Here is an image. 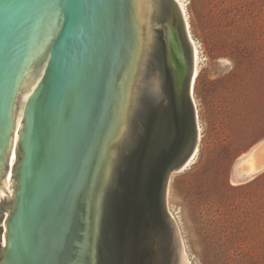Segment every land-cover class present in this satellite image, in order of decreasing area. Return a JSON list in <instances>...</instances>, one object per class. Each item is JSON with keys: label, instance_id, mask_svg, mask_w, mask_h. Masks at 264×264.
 I'll list each match as a JSON object with an SVG mask.
<instances>
[{"label": "water", "instance_id": "95a60500", "mask_svg": "<svg viewBox=\"0 0 264 264\" xmlns=\"http://www.w3.org/2000/svg\"><path fill=\"white\" fill-rule=\"evenodd\" d=\"M193 73L176 0H0V264H189L166 192Z\"/></svg>", "mask_w": 264, "mask_h": 264}, {"label": "rangeland", "instance_id": "374dc122", "mask_svg": "<svg viewBox=\"0 0 264 264\" xmlns=\"http://www.w3.org/2000/svg\"><path fill=\"white\" fill-rule=\"evenodd\" d=\"M185 2L199 57L191 90L198 151L170 175L166 207L191 264H264V165L235 182L242 156L252 150L264 160V0Z\"/></svg>", "mask_w": 264, "mask_h": 264}, {"label": "bare ground", "instance_id": "6f19581e", "mask_svg": "<svg viewBox=\"0 0 264 264\" xmlns=\"http://www.w3.org/2000/svg\"><path fill=\"white\" fill-rule=\"evenodd\" d=\"M176 1H177L178 5H179V8L182 11V14H183L184 19H185V23H186V25H187V27L189 29V23H188V18H187V4H186L185 0H176ZM188 36H189V33H188ZM198 59H199L198 50L195 47L194 48V73H193L192 81H191V90H193V85H194L193 82L195 81V78L198 75ZM19 121H20L19 119L16 121L15 128L13 130L12 146H11V151H10L9 156H8V169H7V172H6V175H5L6 183H8V180H10V176H11V172L10 171H11V167H12V164H13V161H14V158H15L14 146H15V142L17 141V139L19 137V133H18V130H17V125H18ZM197 151H198V147H196V149H195L194 153L192 154L191 158L186 162V164L183 166V168H185V167L189 166L191 163H193V161L195 159V156L197 154ZM236 164H238V167L236 169L237 177H241V176H249L250 177L253 173L258 172V171L261 170L260 168L264 165V160L257 159L256 156L253 155L252 150H251L248 153H246L244 156H242L238 160V162ZM236 180H238V178ZM6 216H7V214H6ZM6 216H5V218H6ZM4 228L6 230L5 223H4ZM2 241L5 242L4 232L2 234ZM183 251H184V253L186 255L187 262L189 264H191L189 259H188V257H187V253L185 252L186 249H185V245L184 244H183Z\"/></svg>", "mask_w": 264, "mask_h": 264}, {"label": "flooded vegetation", "instance_id": "af4514ba", "mask_svg": "<svg viewBox=\"0 0 264 264\" xmlns=\"http://www.w3.org/2000/svg\"><path fill=\"white\" fill-rule=\"evenodd\" d=\"M163 49L161 48L160 50V57L162 58V62L164 65V70H165V84H164V90H163V96H162V102L165 106L169 107L171 111L174 112L175 114V109L173 107L175 99H174V92H173V86H172V79H171V70L169 67V64L165 58V55L163 54ZM157 108L159 109V106L154 108V113L157 115ZM189 112V108H187ZM172 121L173 126L172 127H177V120ZM5 218V217H4Z\"/></svg>", "mask_w": 264, "mask_h": 264}, {"label": "trees", "instance_id": "16d2710c", "mask_svg": "<svg viewBox=\"0 0 264 264\" xmlns=\"http://www.w3.org/2000/svg\"><path fill=\"white\" fill-rule=\"evenodd\" d=\"M215 16H217L216 14H215ZM213 17H214V13H213ZM235 45H238V49H240L239 51H238V55H240L241 53H242V51L244 50V48H245V42L241 39V38H239L238 40H236L235 41ZM257 83L259 82V80H257L256 81ZM247 134V133H246ZM246 134H245V136H244V139L246 138ZM260 178L261 177H263L264 178V172L259 176ZM257 179V178H256Z\"/></svg>", "mask_w": 264, "mask_h": 264}]
</instances>
